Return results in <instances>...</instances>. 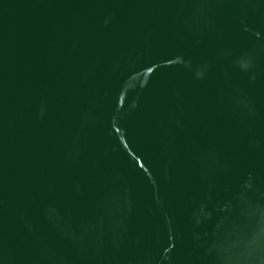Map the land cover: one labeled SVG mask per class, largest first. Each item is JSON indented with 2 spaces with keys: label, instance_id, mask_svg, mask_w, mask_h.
Listing matches in <instances>:
<instances>
[{
  "label": "water",
  "instance_id": "95a60500",
  "mask_svg": "<svg viewBox=\"0 0 264 264\" xmlns=\"http://www.w3.org/2000/svg\"><path fill=\"white\" fill-rule=\"evenodd\" d=\"M0 264H264V0H0Z\"/></svg>",
  "mask_w": 264,
  "mask_h": 264
}]
</instances>
